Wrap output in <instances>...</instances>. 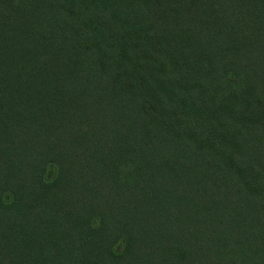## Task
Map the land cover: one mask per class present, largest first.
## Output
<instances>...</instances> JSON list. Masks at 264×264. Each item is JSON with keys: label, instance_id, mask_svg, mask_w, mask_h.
Instances as JSON below:
<instances>
[{"label": "trees", "instance_id": "obj_1", "mask_svg": "<svg viewBox=\"0 0 264 264\" xmlns=\"http://www.w3.org/2000/svg\"><path fill=\"white\" fill-rule=\"evenodd\" d=\"M0 264H264V0H0Z\"/></svg>", "mask_w": 264, "mask_h": 264}, {"label": "rangeland", "instance_id": "obj_2", "mask_svg": "<svg viewBox=\"0 0 264 264\" xmlns=\"http://www.w3.org/2000/svg\"><path fill=\"white\" fill-rule=\"evenodd\" d=\"M55 176V169L51 168V169H47V171L44 174V180L45 181H51L52 178ZM122 248V242H118L114 245L113 247V252L118 253Z\"/></svg>", "mask_w": 264, "mask_h": 264}]
</instances>
